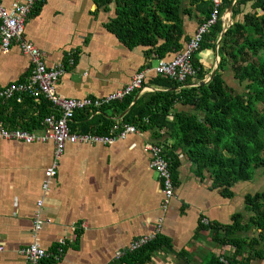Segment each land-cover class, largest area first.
<instances>
[{
    "label": "crops",
    "instance_id": "crops-1",
    "mask_svg": "<svg viewBox=\"0 0 264 264\" xmlns=\"http://www.w3.org/2000/svg\"><path fill=\"white\" fill-rule=\"evenodd\" d=\"M24 2L0 0L6 9ZM114 17V4L98 8L93 0H42L37 10L32 11L24 25V38L40 52L47 69L66 66L56 85L61 97L105 98L122 90L134 75L145 69L148 72L143 89L136 93L132 104L143 93L162 91L147 83L156 76L154 68L159 60L171 61L177 53L159 59L149 48H127L106 29ZM221 20L222 29L225 25L230 27L232 20L226 24L224 15ZM183 21L185 37L191 40L198 21L189 16H184ZM221 36L222 32L219 39ZM216 56L217 51L211 49L198 55L209 75ZM69 59L74 61L73 68L67 67ZM32 72L30 58L17 45L7 54H2L0 46V89L23 83ZM227 72L223 79L233 88L226 81ZM232 80L235 82L233 75ZM234 91L239 93L241 89ZM37 104L25 98L20 103L9 100L0 104V125L7 130L28 126L29 132L41 135ZM174 109L190 111L180 104ZM124 114L114 107L106 108L103 114L96 110L84 120L88 125L95 116L91 125L97 117L120 124ZM73 126L79 131V122ZM150 142L153 140L149 133H139L110 146L68 143L58 160L53 157L52 142L25 144L1 139L0 264H22L20 250L34 243L54 259L46 258L41 264H140L144 253L127 256L129 252L118 259L115 254L135 239L157 232L163 244L141 264H212L214 257L231 258L233 248L215 243L206 226L230 225L234 214L243 219L251 216L245 210L243 198L264 190L259 188V182L255 186L257 175L251 181L233 184L231 197L224 198L211 189L207 173L197 177L195 167L180 155L174 197L163 206L159 179L149 169V157L144 151ZM54 160L58 162L57 177L45 192L42 190L45 171ZM35 214L42 224L34 233ZM203 219L207 223L202 226ZM252 235L250 232L245 236ZM250 263L264 264V259Z\"/></svg>",
    "mask_w": 264,
    "mask_h": 264
},
{
    "label": "trees",
    "instance_id": "trees-1",
    "mask_svg": "<svg viewBox=\"0 0 264 264\" xmlns=\"http://www.w3.org/2000/svg\"><path fill=\"white\" fill-rule=\"evenodd\" d=\"M93 1L98 8L114 4L115 17L106 24V29L121 44L129 49L149 48L159 59L182 52L184 45L191 41L185 37L184 16L197 19L198 27L211 18L214 10L217 16L192 59L195 78L177 83L158 75L147 84L162 91L143 93L132 104L136 91L97 110L103 114L106 108L114 107L125 113L120 124L97 117L91 125L93 116L87 125L84 119L96 110H78L69 125L71 133L113 137L124 127L149 133L153 140L150 143L163 150L174 187L181 155L195 167L197 177L207 173L211 189L224 198L231 197L233 184L251 181L257 172L264 170V0H219L217 6L214 0ZM41 2L34 6L35 10ZM230 6L232 23L219 39L223 30L221 18ZM205 49L216 50L220 60L212 79L205 85L195 86L209 76L198 59ZM227 71L232 73L241 92L226 84L223 74ZM177 104L189 107L190 111H176ZM37 107L41 126L43 118L50 113L49 104L40 99ZM72 122H79L80 132ZM21 129L30 131L28 126ZM243 204L251 212L246 219L234 214L230 225L209 223L206 226L213 233L215 243L233 248L231 258L214 257L212 264H223L220 259L229 264H252L254 259H264V190L245 195ZM250 232L253 235L246 237ZM155 240L127 256L144 253L138 263L145 262L150 252L163 244L159 234Z\"/></svg>",
    "mask_w": 264,
    "mask_h": 264
},
{
    "label": "built area",
    "instance_id": "built-area-1",
    "mask_svg": "<svg viewBox=\"0 0 264 264\" xmlns=\"http://www.w3.org/2000/svg\"><path fill=\"white\" fill-rule=\"evenodd\" d=\"M40 0H26L24 3H14L10 8H4L0 3V46L2 54H7L13 45H17L23 55L28 56L33 65V72L23 83L13 84L0 89V104L14 100L17 103L22 98L28 97L35 102L43 99L49 104L50 113L46 115L41 122L42 134L37 135L34 132L22 129L7 130L0 125V140H17L25 144L33 142H52L54 145L53 157L60 159L68 143L84 144H101L110 146L119 140H124L128 135H137L139 132L132 127H124L113 137H97L84 134H73L70 132L69 125L78 110L93 109L99 110L102 106L112 102L121 101L124 97L133 93L140 92L143 89L144 77L148 72L147 69L133 76L130 83L122 90L108 95L102 99L85 98V99H66L61 97L56 91V85L64 76L66 66L60 65L57 68L49 70L45 67L41 59L40 52L35 49L24 38V25L31 15L34 6ZM215 6L219 0H214ZM216 10L211 14V18L198 27L196 34L187 44L186 48L178 53L173 60H159L154 73L156 76L168 78L177 83H185L190 78H195L196 70L194 69L192 59L195 53L200 49L202 37L208 29L215 23ZM74 61L68 60L67 67L73 68ZM144 151L149 157L148 167L159 179L161 192L163 194V206L168 205L174 197V186L171 181L169 172V163L163 156L161 147L148 143L144 146ZM58 162L54 160L49 168L45 171V180L42 184V190L47 191L50 182L57 177ZM41 206V202L37 203ZM202 223H207L203 219ZM39 215L35 214L33 221V232L35 233L41 227ZM158 232L153 235L141 236L132 241L125 250L118 251L115 258L122 257L125 253L134 252L156 239ZM23 258L22 264H40L42 260L49 258L50 254L43 250L38 244H31L29 247L20 250ZM59 259V255L56 257ZM223 264H229L227 261L220 259Z\"/></svg>",
    "mask_w": 264,
    "mask_h": 264
},
{
    "label": "rangeland",
    "instance_id": "rangeland-1",
    "mask_svg": "<svg viewBox=\"0 0 264 264\" xmlns=\"http://www.w3.org/2000/svg\"><path fill=\"white\" fill-rule=\"evenodd\" d=\"M227 22H229V21H227V20H225V23L227 24ZM229 24V23H228ZM156 65V63L154 62L153 63V66H155ZM226 81L234 88V89H241V87L238 85V83L235 81V82H233V80H232V75H231V73L230 72H227V74H226ZM257 177H256V181H255V183L257 182H259L260 183V187L259 188H263L264 187V170H262V171H259V172H257ZM256 183V185L255 186H258V184ZM253 192H255V191H252V193Z\"/></svg>",
    "mask_w": 264,
    "mask_h": 264
},
{
    "label": "water",
    "instance_id": "water-1",
    "mask_svg": "<svg viewBox=\"0 0 264 264\" xmlns=\"http://www.w3.org/2000/svg\"><path fill=\"white\" fill-rule=\"evenodd\" d=\"M224 20H227V21H231V6L226 10V13L224 14ZM227 29L226 25H225V28L222 30V34L225 32V30ZM219 57L216 56V63H215V67L213 69V71L210 73L209 77L207 79H205V81L199 83V84H196L195 86H199V85H205L207 84L213 77L216 69H217V66H218V63H219Z\"/></svg>",
    "mask_w": 264,
    "mask_h": 264
},
{
    "label": "bare ground",
    "instance_id": "bare-ground-1",
    "mask_svg": "<svg viewBox=\"0 0 264 264\" xmlns=\"http://www.w3.org/2000/svg\"><path fill=\"white\" fill-rule=\"evenodd\" d=\"M220 2V1H219ZM156 241V240H155Z\"/></svg>",
    "mask_w": 264,
    "mask_h": 264
}]
</instances>
